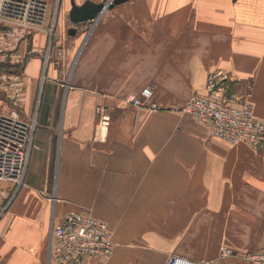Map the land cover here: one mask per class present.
Listing matches in <instances>:
<instances>
[{"label":"crops","instance_id":"0c3cea01","mask_svg":"<svg viewBox=\"0 0 264 264\" xmlns=\"http://www.w3.org/2000/svg\"><path fill=\"white\" fill-rule=\"evenodd\" d=\"M70 3L19 45L36 149L20 185L0 180V264H49L69 211L105 222L114 243L83 264H245L264 249V148L213 138L183 108L221 70L264 122V0H130L74 26ZM149 85L158 109L124 102Z\"/></svg>","mask_w":264,"mask_h":264},{"label":"built area","instance_id":"2783aa9c","mask_svg":"<svg viewBox=\"0 0 264 264\" xmlns=\"http://www.w3.org/2000/svg\"><path fill=\"white\" fill-rule=\"evenodd\" d=\"M60 0H0V96L8 110L0 111V180L20 185L24 179L30 153L36 149L33 141L35 115L24 117L27 100L22 74L25 57L19 45L29 33L43 27L50 11L52 26ZM50 49L48 43L47 54ZM229 76L221 71L209 73L203 95L190 97L183 112L200 124L213 138L230 143L245 142L256 149L264 148V122L253 116L251 106L228 90ZM152 86L138 95H127L124 102L132 107L158 109L151 101ZM97 108L99 123L106 127L108 117ZM114 251L111 233L105 222L89 213L67 212L53 225L48 251L49 264H83L89 259L108 260ZM231 249L221 247L220 256L230 257ZM245 264H264V249L241 256ZM166 264L195 263L178 256L169 257Z\"/></svg>","mask_w":264,"mask_h":264},{"label":"water","instance_id":"95a60500","mask_svg":"<svg viewBox=\"0 0 264 264\" xmlns=\"http://www.w3.org/2000/svg\"><path fill=\"white\" fill-rule=\"evenodd\" d=\"M128 1L130 0H105L101 3H92L87 0L77 6L71 0L67 18L73 26L86 22L95 23L105 11L111 10ZM69 33H74V30H70Z\"/></svg>","mask_w":264,"mask_h":264},{"label":"rangeland","instance_id":"374dc122","mask_svg":"<svg viewBox=\"0 0 264 264\" xmlns=\"http://www.w3.org/2000/svg\"><path fill=\"white\" fill-rule=\"evenodd\" d=\"M38 85H40V80L38 81V83H37V90H36V97H38V95H39V86ZM36 102H37V98H36V101H35V105L33 106V109H32V114L30 115L31 117L30 118H33L34 117V114H35V107H36Z\"/></svg>","mask_w":264,"mask_h":264}]
</instances>
